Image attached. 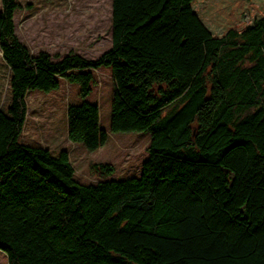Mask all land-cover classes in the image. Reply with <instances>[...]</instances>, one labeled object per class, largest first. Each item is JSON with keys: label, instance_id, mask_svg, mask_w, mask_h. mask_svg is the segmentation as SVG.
Here are the masks:
<instances>
[{"label": "trees", "instance_id": "1", "mask_svg": "<svg viewBox=\"0 0 264 264\" xmlns=\"http://www.w3.org/2000/svg\"><path fill=\"white\" fill-rule=\"evenodd\" d=\"M112 46L97 59L33 54L2 0L0 250L9 264H264V0H113ZM115 83L111 131L151 133L141 174L75 179L70 152L21 141L27 94L79 85L68 136L109 139L86 98L94 71ZM1 264V263H0ZM3 264V263H2Z\"/></svg>", "mask_w": 264, "mask_h": 264}, {"label": "rangeland", "instance_id": "2", "mask_svg": "<svg viewBox=\"0 0 264 264\" xmlns=\"http://www.w3.org/2000/svg\"><path fill=\"white\" fill-rule=\"evenodd\" d=\"M21 8L15 13L16 33L33 54L48 51L55 60L70 52L97 59L112 46L113 0H18ZM2 0H0V8ZM60 56V57H59ZM10 68L0 52V109L11 103ZM95 83L86 100L98 104L101 127L109 139L96 151H89L83 142L68 136L67 109L79 104V85L63 80L51 93L34 90L27 94L28 115L21 141L49 148L54 154L62 149L70 152L75 179L82 184H95V164H113L109 179H125L141 174L148 157L151 133L111 131L112 103L115 83L110 68L94 71ZM0 263L9 264L0 250Z\"/></svg>", "mask_w": 264, "mask_h": 264}]
</instances>
